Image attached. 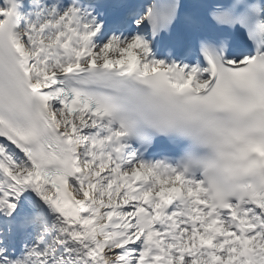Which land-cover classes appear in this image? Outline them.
Here are the masks:
<instances>
[{"label": "snow or ice", "instance_id": "snow-or-ice-1", "mask_svg": "<svg viewBox=\"0 0 264 264\" xmlns=\"http://www.w3.org/2000/svg\"><path fill=\"white\" fill-rule=\"evenodd\" d=\"M128 76L233 114L224 184L123 153ZM0 264H264V0H0Z\"/></svg>", "mask_w": 264, "mask_h": 264}, {"label": "clouds", "instance_id": "clouds-1", "mask_svg": "<svg viewBox=\"0 0 264 264\" xmlns=\"http://www.w3.org/2000/svg\"><path fill=\"white\" fill-rule=\"evenodd\" d=\"M124 79L128 81L129 90L116 101L114 119L121 125L119 130L125 137L147 131L153 138L162 136L185 141L187 149L179 169L187 175L204 176L206 182L207 176H212L217 183L224 184L221 175L206 171L200 162L216 158L217 147L212 139L216 137L215 128H223L227 135L234 127L233 114L210 110L187 94L176 93L151 79L147 82L136 76ZM239 146L234 143L228 150L234 151Z\"/></svg>", "mask_w": 264, "mask_h": 264}]
</instances>
